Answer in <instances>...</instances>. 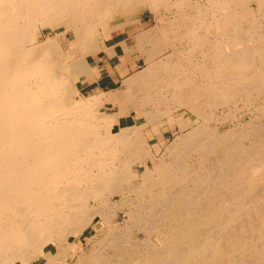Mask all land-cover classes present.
I'll use <instances>...</instances> for the list:
<instances>
[{
  "label": "bare ground",
  "instance_id": "6f19581e",
  "mask_svg": "<svg viewBox=\"0 0 264 264\" xmlns=\"http://www.w3.org/2000/svg\"><path fill=\"white\" fill-rule=\"evenodd\" d=\"M0 264H264V0H0Z\"/></svg>",
  "mask_w": 264,
  "mask_h": 264
},
{
  "label": "rangeland",
  "instance_id": "374dc122",
  "mask_svg": "<svg viewBox=\"0 0 264 264\" xmlns=\"http://www.w3.org/2000/svg\"><path fill=\"white\" fill-rule=\"evenodd\" d=\"M131 18L133 19L135 17H133L132 14H128L125 16L126 20L127 19L129 20ZM138 18H140V20L142 22V28H144V29H148L149 27H152V24H153V26L156 25V22L154 21V19H152L153 18L152 14L148 9H145L144 11H140L138 13ZM110 23H111V25H113L114 20H111ZM136 27H137V24L132 22V23H129V25L125 29L127 31H130V30L135 31V30H137ZM44 30H46V31H44ZM44 30L42 31L44 36L46 34L52 35L54 32L48 28L44 29ZM56 31H61V27H57ZM68 31L69 32H67L66 37H63L61 35L59 37L60 41H62L64 43V45L67 49L74 44V41H71L72 31H70V30H68ZM123 37H125V32H119L118 34L114 35V38L107 41V45L109 48H111V46H115L112 50L111 49L109 50L111 53L109 51H108L109 52L108 53L106 50L102 49V50L97 52L96 56H88V61H89L90 65L92 67L94 66L93 68L96 71V77L90 82H87V80L85 78H83L82 80L77 81V83H76V87L79 90L83 91V93L85 95L88 94L92 90L97 91L99 89V90L103 91V89H104V91H106L108 89L109 90H115L117 88H121L122 87V81H123V79H125V76H122L117 71V66H119L122 69H124L127 66L130 67L129 71H131V72L128 71L127 75H131V74H133V72L142 68V66H143L142 65L143 64L142 59L139 61L140 65H137L136 61L131 56L126 58V59L119 58V57H121L122 53L120 52L121 51L120 47L117 46L118 44H116V42L118 40L119 41L122 40ZM135 55L136 56L138 55V51L134 52V56ZM96 88H98V89H96ZM113 107H115L114 103H112V102L106 103V106H104V107L101 106L99 111L100 112H104V111L109 112V111H111V109ZM214 108H216V109H214ZM222 108H223V106H219V107L214 106L212 109H210V111H213V113L215 114L214 116H217V115H219L218 111L219 110L221 111ZM248 117H249V115L245 114L242 116V119H247ZM214 124H215L214 121H211V126ZM166 134L170 138H172L174 136V133H166ZM150 166H151V162L148 161L145 165L139 166L138 169L139 168H141V169L145 168L146 169V168H149ZM141 169H139V170H141ZM96 224L99 225L98 220H97ZM98 225H96V227H100ZM83 239H85V240H83ZM83 239L82 238H76L77 241H82V243H85L89 239V237L85 236ZM119 252H124V249H120Z\"/></svg>",
  "mask_w": 264,
  "mask_h": 264
}]
</instances>
